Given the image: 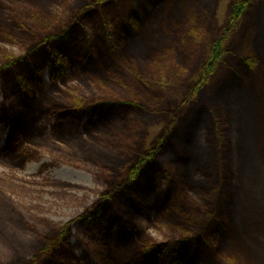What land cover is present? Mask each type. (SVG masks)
I'll use <instances>...</instances> for the list:
<instances>
[{
  "label": "trees",
  "instance_id": "16d2710c",
  "mask_svg": "<svg viewBox=\"0 0 264 264\" xmlns=\"http://www.w3.org/2000/svg\"><path fill=\"white\" fill-rule=\"evenodd\" d=\"M127 1L134 6L138 3L79 0L81 6H73L66 18L55 15L44 1H0V44L16 45L25 52L16 56L0 48V86L8 97V90L16 81L24 94L22 88L32 84L52 58H56L63 78L72 54L85 67L92 65L95 69L108 58L105 70L93 74L98 95L76 99L58 88L68 100L44 105L35 103L25 93L28 96L22 98V107L4 110L12 126L6 153L17 151L20 137H27L26 129L47 117L56 121L55 128L84 121V130L113 131L119 139V144L112 141L119 148L106 144L108 151L95 153L107 161L114 176L106 179L108 188L93 209L58 228L34 229L20 206L15 210L9 202L8 210L4 207L17 217L27 241H32L22 248L23 252L16 249L20 255L11 264H40L46 257L60 264H78L70 240L75 222L90 234L98 233L105 259L96 254L107 264H155L165 254L172 255L180 264H192L191 258L198 252L211 253V244L222 234L231 236V214L237 194L233 146L240 131L236 128L233 132L234 97L238 87H242L243 73H249L258 64L256 55L264 62L263 44L239 51L235 63H226L224 75L210 87L209 97L198 105L196 93L207 86L217 62L225 60L227 40L242 21L243 13L252 15L256 3L264 0H235L227 12V24L216 31L213 13L209 14L207 8L190 6L170 11L169 7L163 23L168 32L176 33V38L166 47H157L148 42L149 34L141 37L133 29L130 18H137L143 6L139 3L133 12ZM160 1L145 3L155 2L158 8ZM119 2L127 4L126 9L118 10ZM181 40L186 44L179 52ZM252 42V31H248L242 46L250 48ZM195 68H199L196 75L192 74ZM248 83L252 93L261 94L264 70ZM255 107L258 109L257 104ZM153 115L168 121L153 146L146 148L139 136L149 122L147 117ZM201 126L207 128L204 145L196 139ZM175 143L183 150L175 156V164L182 168L176 171L175 165L170 172L162 160L176 147ZM191 145L195 150L186 149ZM163 181L168 183L164 192L160 191ZM152 196L156 197L155 202ZM149 211H156L163 219L167 243L133 226L137 218ZM135 234L138 241L134 240ZM127 238L134 243V252L125 259H115L112 241ZM211 260L214 264H264L261 254L241 235H237L228 255L213 256Z\"/></svg>",
  "mask_w": 264,
  "mask_h": 264
},
{
  "label": "rangeland",
  "instance_id": "374dc122",
  "mask_svg": "<svg viewBox=\"0 0 264 264\" xmlns=\"http://www.w3.org/2000/svg\"><path fill=\"white\" fill-rule=\"evenodd\" d=\"M0 1L13 2V0ZM40 1H44V4L53 10L55 15L62 18L69 16L73 6H81L79 0ZM162 1H160L158 8L155 2L146 4L145 0H137L138 3L135 6L129 4L128 1L127 3L133 12L137 11L139 3L143 6L138 11L137 18H130L133 29L138 31L141 37L143 34H149L148 42L166 47L170 46L176 38V33L168 32L163 23L165 12L169 7L170 11L190 6L207 8L209 14L213 13L211 16L216 31L227 24V12L235 0H168V3ZM119 5L118 10L127 7V4L122 2H119ZM253 11L250 12V14L253 13L252 15L247 14V12L243 13L242 21L236 31H233L229 36L225 60L222 63L217 62L215 65V70L213 69L211 78L207 81V86H209H205L196 93L197 105L209 97L210 87H213V84L222 78L226 63H235L234 60L239 51L245 52L260 43L264 44V1L256 3ZM124 17L127 18L128 15H124ZM119 20L120 18L115 23H118ZM248 31H252L253 42L250 48L247 45L242 46L243 38ZM185 42V40H181L179 52L183 49ZM130 44L132 43L128 45ZM1 47L6 48L10 54L16 56H23L25 53L16 45L1 43ZM104 52L106 53L105 49ZM259 58V55H256V59L259 61L256 67L252 68L249 73H243L242 87H238L237 96L234 97L233 132L236 128H239L240 131L238 142L233 146V168L236 173L235 189L237 194L233 207L234 211L231 214L233 216L230 222L231 236L228 235L229 233L222 234L217 242L213 241L214 244H211L212 252L209 253L208 251L203 254L198 252L194 258H191L192 264H214L211 260L213 256L228 255L237 235L245 238L264 259V89L261 92L263 94L257 96L249 89L250 84L248 83L252 77L264 70V62ZM107 59L102 60L101 65L95 69L92 65L85 67L76 56L72 58L71 64L66 66L65 78L58 76L52 79V65H50L45 71L43 83L26 84V88H22V90L30 94L35 103L40 102L44 105L52 104L50 101L55 103L67 101L68 97L65 96L64 92H68L76 99L98 95L99 90H97L92 78L93 74L98 75L105 70ZM182 61L183 59L180 61L181 65ZM140 68L146 70L144 66H140ZM84 69L87 70V73ZM198 69H193L192 74L196 75ZM59 86L64 92L58 90ZM13 87L14 85L11 86V88ZM8 93L11 95V89L8 90ZM7 95L1 91L0 87L1 264L15 262L20 255L16 249L22 250L23 247L32 244V241H27L24 232L19 227L20 223L17 221V217L12 216L11 212H6L9 202L14 205L15 210L17 206L24 210L27 220L30 221L34 229H53V227L63 226L73 220L74 217L93 209L95 203L101 198V194L108 188L105 185L106 179H113L114 173L109 172L111 170L107 161L95 153L102 150H105L102 153L108 151V148L105 147L106 144L111 148L113 146L119 148L112 142L115 141L119 144V139L113 131L100 133L93 129L84 130V121L79 122V124H68L64 128H55L56 121L52 117H47L37 125L33 122L26 129L28 130L27 137H20L17 151L5 154L4 147L11 126L6 122H1L4 119L3 107L5 106L8 110H15L23 106L22 99L16 97L18 94L10 97ZM254 101L258 109L255 107ZM147 119L149 122L143 128L139 139L144 147L151 148L155 139L163 133L164 125L167 124L168 120L157 118L155 115L148 116ZM206 136L207 128L201 126L196 134L197 143L204 145ZM174 145L176 147H173L172 152L165 155L162 160L165 169L168 171L176 165L175 156L180 151L183 152L176 143ZM192 146L186 147V149L195 150ZM181 168V165H176L175 170L178 171ZM167 184L163 181L160 185V191L164 192ZM155 200L156 197L152 196V202ZM4 201H7L6 206ZM4 207L7 210H4ZM133 226L138 230H143V234H150L158 241H167L163 235L166 225L156 211H149L143 217L137 218ZM71 229L70 240L75 246L78 264H99L100 262L107 264L96 254L98 252L105 259L104 245L99 239L95 240L91 236L92 234L81 228L78 222L74 223ZM113 246L116 249L111 248L114 249L113 255L117 260L127 258L135 250L134 243H119L118 239L114 240ZM168 262L169 260H166L160 264H168ZM41 263L60 264L50 258H45ZM175 264L180 263L178 261Z\"/></svg>",
  "mask_w": 264,
  "mask_h": 264
},
{
  "label": "flooded vegetation",
  "instance_id": "af4514ba",
  "mask_svg": "<svg viewBox=\"0 0 264 264\" xmlns=\"http://www.w3.org/2000/svg\"><path fill=\"white\" fill-rule=\"evenodd\" d=\"M116 228V227H115ZM114 228V229H115ZM113 229V230H114ZM97 235H95V237H96ZM130 238V237H129ZM138 239H139V236H135V238H134V240H136V241H138ZM165 259H169L168 257H165V256H162L160 259H158V261L155 263V264H160L161 262H164L165 261ZM174 263V261H173V259H170V261L168 262V264H173Z\"/></svg>",
  "mask_w": 264,
  "mask_h": 264
},
{
  "label": "bare ground",
  "instance_id": "6f19581e",
  "mask_svg": "<svg viewBox=\"0 0 264 264\" xmlns=\"http://www.w3.org/2000/svg\"><path fill=\"white\" fill-rule=\"evenodd\" d=\"M263 44V43H262ZM154 45H156L157 47H160V46H162V45H158V44H154ZM264 45V44H263ZM25 96H28V94H22V93H20V94H18L16 97H18L19 99L20 98H25Z\"/></svg>",
  "mask_w": 264,
  "mask_h": 264
}]
</instances>
